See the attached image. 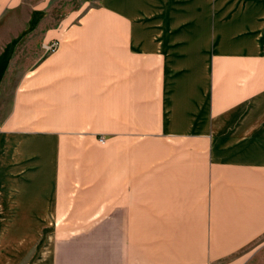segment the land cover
I'll use <instances>...</instances> for the list:
<instances>
[{
	"label": "crops",
	"instance_id": "0c3cea01",
	"mask_svg": "<svg viewBox=\"0 0 264 264\" xmlns=\"http://www.w3.org/2000/svg\"><path fill=\"white\" fill-rule=\"evenodd\" d=\"M94 1L0 0V264H245L264 0Z\"/></svg>",
	"mask_w": 264,
	"mask_h": 264
},
{
	"label": "rangeland",
	"instance_id": "374dc122",
	"mask_svg": "<svg viewBox=\"0 0 264 264\" xmlns=\"http://www.w3.org/2000/svg\"><path fill=\"white\" fill-rule=\"evenodd\" d=\"M28 4H40L49 12L51 23L59 19L69 17L72 13L80 11V8L96 5L94 0H25ZM249 254L245 264H264V235L246 250Z\"/></svg>",
	"mask_w": 264,
	"mask_h": 264
},
{
	"label": "built area",
	"instance_id": "2783aa9c",
	"mask_svg": "<svg viewBox=\"0 0 264 264\" xmlns=\"http://www.w3.org/2000/svg\"><path fill=\"white\" fill-rule=\"evenodd\" d=\"M58 42L57 41H51L49 44L45 46L47 51H53L57 48Z\"/></svg>",
	"mask_w": 264,
	"mask_h": 264
}]
</instances>
